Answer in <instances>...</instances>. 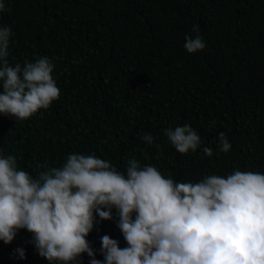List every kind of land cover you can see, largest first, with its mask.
Returning a JSON list of instances; mask_svg holds the SVG:
<instances>
[{
  "label": "trees",
  "instance_id": "1",
  "mask_svg": "<svg viewBox=\"0 0 264 264\" xmlns=\"http://www.w3.org/2000/svg\"><path fill=\"white\" fill-rule=\"evenodd\" d=\"M0 2V27L12 32L9 65L47 57L60 90L27 120L0 115V155H13L18 169L38 178L70 154H94L122 173L135 158L177 182L234 170L264 174V0ZM186 35H200L205 48L187 53ZM185 124L201 143L180 154L165 131ZM220 133L227 153L219 151ZM112 217H97L86 237L100 261L102 236L127 246L115 209ZM31 240L22 229L11 244L0 241V264H48ZM17 248L25 259L13 255ZM81 264H89L87 254Z\"/></svg>",
  "mask_w": 264,
  "mask_h": 264
},
{
  "label": "clouds",
  "instance_id": "2",
  "mask_svg": "<svg viewBox=\"0 0 264 264\" xmlns=\"http://www.w3.org/2000/svg\"><path fill=\"white\" fill-rule=\"evenodd\" d=\"M11 35L10 27H0V115L23 121L48 109L60 90L47 57L9 65ZM184 40L189 54L206 46L200 35ZM165 135L180 154L201 143L187 124ZM142 139L153 143L150 134ZM218 142L219 151L230 150L224 133ZM203 153L211 157L213 150L204 147ZM113 209L127 246L102 236L100 261L86 237L97 217L113 219ZM22 229L48 264H81L82 254L89 264H264V174L234 170L177 182L135 158L122 173L94 154H70L61 167L34 178L18 169L13 155H0V241L11 244ZM13 255L25 259L23 248Z\"/></svg>",
  "mask_w": 264,
  "mask_h": 264
}]
</instances>
